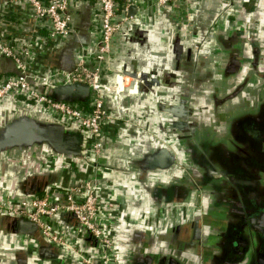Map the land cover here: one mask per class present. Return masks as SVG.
<instances>
[{"label": "crops", "instance_id": "crops-1", "mask_svg": "<svg viewBox=\"0 0 264 264\" xmlns=\"http://www.w3.org/2000/svg\"><path fill=\"white\" fill-rule=\"evenodd\" d=\"M118 5L117 20H122L124 26L114 36L106 57L108 71L103 78L102 92L114 120L103 127L101 152L95 153L93 142L88 138L86 158L78 162L53 155H47L44 162L36 158L22 162L19 155L4 159L6 164L0 165V198L30 200L52 194L64 200L66 191L91 182L105 200L104 218H114L107 231L113 240L115 238L119 263L137 244L133 239L137 230L141 234L140 244L151 245L146 252L157 258L154 260H163V264H167L164 260H169V264H182L183 259L187 264H207L208 258L218 260V264H234L241 260L248 246L242 213L235 215V207L229 211L231 206L213 211L208 198L198 206L196 202L179 203L176 198L170 199V194L165 197L158 183H167L180 174L175 167L166 165V159L151 161L157 169L151 173L147 184L137 169L138 163L146 160L151 146L175 145L163 132L167 119L163 106L171 105L166 100L156 106L150 91L130 95L113 88L118 77L126 73L136 74L133 78L141 82L157 76V90H163L164 85L158 83L164 78L167 85H175L185 78L189 91H194L199 79L208 84L207 79L213 78L219 86H225L229 83L226 76L224 79L211 75L213 68L220 72L223 69L220 63L225 61L224 57L214 55L229 47L246 53L251 46H258L264 53V0H175L169 4H161L160 0H119ZM70 16L71 35L55 37L50 20L38 18L29 0H0V38L15 48L31 77H48L51 78L49 84L61 85L65 82L64 74L81 66L94 68V56L102 39L100 6L95 0H70ZM238 29L240 32L236 33L234 30ZM249 33L255 35V43L247 41ZM18 69L15 61L0 55V85L5 78L16 76ZM253 74L248 73L244 79ZM249 84L256 91L260 82L252 79ZM234 85L221 92L223 97L212 94L209 115L215 109L240 106L242 97L223 105L216 103L227 96V91L233 92ZM200 87L205 88L203 84ZM23 100L12 94L0 101V108L20 104L37 117L53 118L40 106ZM211 178L206 177V181ZM219 186L216 187L222 192L220 197L226 202L228 193L224 194ZM258 186L263 187L261 183ZM211 214H214V222L209 219ZM68 215L59 214L54 220L56 229L72 238L69 245L60 249L50 245L39 247L30 238L11 232L7 220H0V264H49L38 259L39 253L55 256V264H63L66 259L67 264H83L82 256L94 254L95 249L81 239L74 217ZM199 219L203 222L209 219L207 225L201 226L208 242L204 247L196 241L191 224H185ZM167 234L170 242L162 240ZM241 237L245 242L239 241ZM65 254L67 258L63 260ZM18 257L22 258L18 260ZM151 262L150 258L146 259V264Z\"/></svg>", "mask_w": 264, "mask_h": 264}, {"label": "flooded vegetation", "instance_id": "flooded-vegetation-1", "mask_svg": "<svg viewBox=\"0 0 264 264\" xmlns=\"http://www.w3.org/2000/svg\"><path fill=\"white\" fill-rule=\"evenodd\" d=\"M234 31L240 32L239 29ZM255 40V35L249 33L247 41L255 43ZM214 57H224L225 63H220L223 65L220 72L213 68L211 75L215 78L226 76L228 85L219 86L220 84L214 82L213 78L207 79L208 84L199 79L195 84L194 91H189L190 87L186 88L189 83L185 78L175 85H171V83L167 85V79L164 78L158 83V85H164L163 90H157V81L155 80L157 76L152 77L149 81H140V85L143 82L144 84L150 83L147 88H149V94L154 97L156 106L162 101H168L167 104L172 106V112L166 111L167 119L163 132L168 134L169 139L173 140L175 145H164L166 146L164 148L151 146L147 151L146 160L139 162L137 169L144 180L143 182L147 184L151 173L157 169L151 164V161L157 160V158L158 161L166 159V165L175 167L180 174L167 183H158L162 187L165 197L170 194L172 196L170 199L176 198L175 200L179 203L193 204L196 202L199 204L198 206H201L204 198H208L209 208L216 212L221 211L223 207L229 209L230 206L232 208L229 211H232L235 207V215L238 213L244 215L243 222L246 226L248 246L245 248L241 260L235 261L234 264H264V220H257L256 224L250 222L254 217L260 218L261 213L264 212V186L262 188L258 186L261 182L264 183V53L258 46H251L250 51L246 53L239 48L229 47L222 50L221 53H216ZM248 73L254 74L244 79ZM252 79L260 82L258 87L256 86V91H253L254 88L249 84ZM199 84H203L205 88L201 90ZM231 84H235L234 91H227L229 94L226 92L227 96H224V99L217 100V105L226 104L239 97H242L241 101L239 100L242 104L240 103V106L235 109H230V107L225 110L219 109L221 112L215 109L213 114L209 115L211 111L209 99L212 94L223 97L221 92ZM140 93H144V91L139 90ZM110 113L114 118V114ZM190 129L194 130L191 138L188 136ZM210 176L211 180L206 181V177ZM218 184L222 186H219L220 188L224 189V194L228 193L226 202L220 197L222 192H218L216 187ZM243 189L247 192H244ZM157 190L158 188L156 192ZM224 194L223 196H225ZM228 201L230 205H228ZM213 215L211 214L209 219H213L214 222ZM209 219H204V222L203 219H199L197 222L188 220L189 222L185 223L189 226L191 224L194 229V237L201 247L208 243L201 226L207 225ZM134 233L133 239L137 244L132 246L130 254L120 264H146L148 258L153 260L151 264H163V260H154L157 258L146 252V249H150V244L146 246L140 244V232L135 230ZM168 236L169 234L163 236L162 240L170 242ZM244 240L246 239L241 237L239 241L245 242ZM114 244L118 254L116 242ZM209 247L207 246L208 249ZM20 258L22 257H18V260ZM66 258L67 255H63L62 259ZM222 258L224 257L222 256ZM38 259L49 264H55L57 260L55 256L45 253H39ZM66 260L63 261V264L68 263ZM81 260L83 261V256ZM164 261L169 264V260ZM183 263L187 264L185 259H183ZM206 263L218 264L220 262L208 258Z\"/></svg>", "mask_w": 264, "mask_h": 264}, {"label": "built area", "instance_id": "built-area-1", "mask_svg": "<svg viewBox=\"0 0 264 264\" xmlns=\"http://www.w3.org/2000/svg\"><path fill=\"white\" fill-rule=\"evenodd\" d=\"M36 9L38 18L50 20L52 33L55 37H68L73 32L71 28L70 0H29ZM100 6L102 39L98 53L94 56L95 66L92 69L80 67L76 71L64 74V84H86L90 88V97L80 104L76 99L72 101L58 100L45 93V88L52 89L51 78L31 77L27 72L26 63L22 62L11 43L0 38V55L15 61L19 73L5 78L0 85V101L14 94L23 98L25 102L40 106L49 112L55 120L65 125L77 124L85 130L93 142L96 154L102 150L101 135L103 127L111 123L114 118L105 105L103 92V78L107 73L106 57L110 52L114 36L124 26L118 22L119 0H95ZM175 0H160L161 4H169ZM113 90L137 94L140 81L126 74L118 77ZM44 84V85H40ZM144 84V82H143ZM58 85V84H57ZM40 86H42L40 88ZM132 87V88H131ZM91 182L66 191L65 199H58L52 194L33 197L30 200L16 198H0V214L22 216L38 225L57 246L69 245L71 239L62 235L54 225L55 218L62 213L70 214L77 224L76 230L82 239V229L92 234L98 246L94 254L83 256V264H120L115 244L108 234L114 218H104L102 205L105 200L100 192L93 188ZM109 219V220H107ZM71 237V236H69ZM90 249V250H92Z\"/></svg>", "mask_w": 264, "mask_h": 264}, {"label": "water", "instance_id": "water-1", "mask_svg": "<svg viewBox=\"0 0 264 264\" xmlns=\"http://www.w3.org/2000/svg\"><path fill=\"white\" fill-rule=\"evenodd\" d=\"M126 75L133 77L135 74ZM149 84L140 85L139 90L149 92ZM50 93L58 100L86 101L90 97V88L81 83L52 85ZM163 110L172 112V107L164 105ZM88 138V133L79 125H65L54 118L37 117L20 104L0 108V165L6 164L4 159L11 160L18 155L22 162L33 158L44 162L47 155L78 162L86 158L85 144ZM3 219L7 220L11 232L30 238L37 246H57L32 221L20 215L0 214V220ZM257 220H264V212L260 218L254 217L250 222L256 224Z\"/></svg>", "mask_w": 264, "mask_h": 264}, {"label": "trees", "instance_id": "trees-1", "mask_svg": "<svg viewBox=\"0 0 264 264\" xmlns=\"http://www.w3.org/2000/svg\"><path fill=\"white\" fill-rule=\"evenodd\" d=\"M49 89L50 88L47 87V88L44 89V91H45V93H47L48 95L51 96V93H50V90ZM79 103L80 104H83L84 101H81ZM189 111L191 112V108L190 107H189ZM192 130L190 129L189 138L193 137L192 134H194V130L193 131ZM209 144L212 145L211 143H209ZM68 216L70 217L71 215H68ZM75 226H77L76 223H75ZM82 240L85 241L87 243V245L90 246V247H97L98 246V243H97V240L95 239V237L92 234H90V233L87 234V230H85V229H82Z\"/></svg>", "mask_w": 264, "mask_h": 264}, {"label": "rangeland", "instance_id": "rangeland-1", "mask_svg": "<svg viewBox=\"0 0 264 264\" xmlns=\"http://www.w3.org/2000/svg\"><path fill=\"white\" fill-rule=\"evenodd\" d=\"M240 171V170H239ZM241 172V171H240ZM264 174V173H263ZM264 176V175H263Z\"/></svg>", "mask_w": 264, "mask_h": 264}]
</instances>
